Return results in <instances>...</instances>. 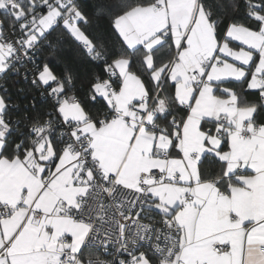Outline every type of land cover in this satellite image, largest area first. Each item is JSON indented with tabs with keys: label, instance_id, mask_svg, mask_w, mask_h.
Here are the masks:
<instances>
[{
	"label": "snow or ice",
	"instance_id": "1",
	"mask_svg": "<svg viewBox=\"0 0 264 264\" xmlns=\"http://www.w3.org/2000/svg\"><path fill=\"white\" fill-rule=\"evenodd\" d=\"M104 17L93 39L77 0H0V264H264V0Z\"/></svg>",
	"mask_w": 264,
	"mask_h": 264
},
{
	"label": "trees",
	"instance_id": "2",
	"mask_svg": "<svg viewBox=\"0 0 264 264\" xmlns=\"http://www.w3.org/2000/svg\"><path fill=\"white\" fill-rule=\"evenodd\" d=\"M115 0H77V3L80 5L81 10L86 16L92 21L91 25L85 28L86 33L93 39L99 34L104 33L105 30L109 27V21L107 17L97 19V9L103 5L114 3ZM222 3L227 4L228 0H221ZM224 23H227L225 19ZM5 31L6 33L10 31L7 22H5ZM55 35V34H54ZM65 43L62 51L60 52V60H56L52 57H49L50 62L56 66L59 71H62L65 66L73 69L74 73L79 80L83 79L87 73L92 71L91 66L87 63L86 57L83 56L81 50L77 47L76 43L72 41L67 36L64 37ZM47 56V51L41 57ZM16 78L9 75L7 80L0 79V85H5L9 92L12 94L13 99L17 98L16 87L13 81ZM21 86L28 87L23 84V81L20 82ZM36 106L39 110H44L48 107L47 100H41L37 94Z\"/></svg>",
	"mask_w": 264,
	"mask_h": 264
}]
</instances>
